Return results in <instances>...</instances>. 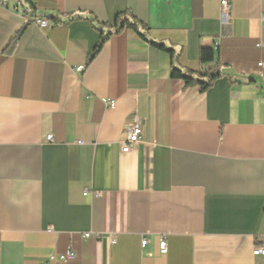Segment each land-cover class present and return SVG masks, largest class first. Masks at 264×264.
<instances>
[{
  "label": "crops",
  "instance_id": "1",
  "mask_svg": "<svg viewBox=\"0 0 264 264\" xmlns=\"http://www.w3.org/2000/svg\"><path fill=\"white\" fill-rule=\"evenodd\" d=\"M30 1L49 27L28 23L0 59V264H264V0H230L228 28L219 0ZM16 4L0 7V57L27 24ZM128 10L175 59L130 28L92 59L100 32L69 21ZM174 60L221 76L189 85ZM135 117L142 141L122 153ZM70 246L75 261L47 262Z\"/></svg>",
  "mask_w": 264,
  "mask_h": 264
},
{
  "label": "trees",
  "instance_id": "2",
  "mask_svg": "<svg viewBox=\"0 0 264 264\" xmlns=\"http://www.w3.org/2000/svg\"><path fill=\"white\" fill-rule=\"evenodd\" d=\"M26 3H28L30 5L31 9H35L33 3L30 0H25ZM86 14V15H85ZM84 15H74L70 17L69 21H74V20H88L91 22L92 26L100 32L101 37H100V41L98 42L94 53L92 55V59L100 52V50L102 49L103 45L105 44V42L108 40V38L110 36H112L113 34H119L120 32H122L124 29L126 28H130L133 29L135 31H137L139 33V35L147 42H149L150 44H152L154 47L162 50V51H166L168 53H170L172 59H175V51L171 48H168L166 45L153 41L149 38H147V36L141 31H146L148 30V27L141 22L140 20H138L131 11H125L123 13H120L116 16L114 25L110 26L107 23H101L98 21V19L92 14V13H85ZM28 25L25 24L24 28H22L21 30H19L9 41V43L7 44V46L4 48L3 52H2V56L0 57V59H4L6 56L10 55L17 43L18 40L20 38V36L22 35L23 31L25 30V27ZM106 28H110L108 32L105 33V29ZM216 60V50L215 49H210V48H205L202 47L200 48V52H199V61L201 65H206V64H211ZM210 77L209 81L207 82H202V81H198L196 79H194L191 75H189L188 73L182 71L181 69L178 68L177 66V61H173V66H172V76L174 78H180L186 81L187 84L192 85L195 83L201 84V86L203 87L204 90H207L208 88L211 87V85L213 84V82L219 78L221 76V72L217 70V67L211 68L209 69V72L207 73Z\"/></svg>",
  "mask_w": 264,
  "mask_h": 264
},
{
  "label": "built area",
  "instance_id": "3",
  "mask_svg": "<svg viewBox=\"0 0 264 264\" xmlns=\"http://www.w3.org/2000/svg\"><path fill=\"white\" fill-rule=\"evenodd\" d=\"M220 1V18H221V24L223 28H228L231 26V17H230V0H219ZM9 0H0V7L8 8ZM12 10L16 13L20 14L24 21L26 23H31L36 25L40 29H46L49 27V21L45 18H38L35 16L33 10L25 7H21L20 5L16 4L12 7ZM258 48L262 47L260 44L257 45ZM84 70L83 66H80L76 69L78 73L82 72ZM257 73L260 75L261 78L264 79V62L261 61L257 64ZM105 104L109 107L114 106V101L105 100ZM263 103H264V97H263ZM143 137V130L142 126L140 124V121L138 118H133L130 126L127 129V135L126 140L122 145V153H129L137 148L139 143H141ZM51 139V136L48 137V140ZM79 144H82V141L78 142ZM99 193H96L90 189H86L84 191V196H90V195H97ZM91 236V233L84 234L85 238H89ZM97 237H100L99 234L96 235ZM113 241L115 239H112ZM142 248H144L148 241L146 239L142 240ZM160 251L161 253L165 254L167 253V243L165 240H162L160 242ZM254 255H264V248H256L253 251ZM77 259V254L75 250L70 246L68 250L64 254L60 255H52L47 259V262H61V263H68L75 261Z\"/></svg>",
  "mask_w": 264,
  "mask_h": 264
}]
</instances>
